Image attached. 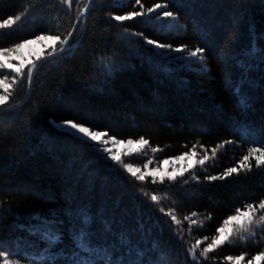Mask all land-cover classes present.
Returning <instances> with one entry per match:
<instances>
[{
    "label": "trees",
    "instance_id": "obj_1",
    "mask_svg": "<svg viewBox=\"0 0 264 264\" xmlns=\"http://www.w3.org/2000/svg\"><path fill=\"white\" fill-rule=\"evenodd\" d=\"M85 3L73 0L69 8L62 0H0V22L10 15L21 16L11 28L0 29V49L39 35L64 39L75 26L70 51L50 56L35 68L26 99V76L14 84L9 78L13 95L5 106L24 100L5 109L6 118L0 120V251L9 253L10 264H52L49 255H56L54 264H66L65 255L74 246L67 231L72 210L87 205L93 214L99 210L113 221L111 233L103 231L99 219L91 229L93 243L108 247L109 256L117 254L113 245L120 247L116 234L126 231L134 244L147 249L142 264H235L226 258L242 254L240 264L249 260L264 264V259H253L264 252V222H258L255 237L226 243L206 258L200 255L236 207L264 199V167H255L254 160L251 172L224 181L204 180L205 175H218L238 164L249 148L264 147V64L257 58L256 67L248 72L243 62L237 67L228 59L250 47L253 31L255 44L264 48V0H141L145 11L159 3L163 6L159 12L178 14L176 22L184 28L171 31L154 23L156 12L115 21L116 15L140 10L135 0H90L82 12ZM198 26L207 29V37H202ZM145 36L174 46L206 47L204 63L210 71L202 72L195 61L183 71L180 61L171 63L170 75L156 71L148 63L153 48L144 42ZM105 64H115L116 71L106 73ZM4 74L0 71V77ZM242 76L248 78L242 91L251 101L243 115L229 89V77L240 80ZM181 79L189 83L182 85ZM51 119H71L93 130H107L118 139L143 136L148 147L122 155L125 163L138 166L184 152L192 158L193 146L196 160L205 149L211 156V149L223 147L204 167L195 165L175 182L160 183L156 178L153 183L151 176L137 181L122 166L114 173L111 162L106 164L89 145L58 132ZM29 129H34L31 136ZM29 144L31 154L25 151ZM193 172L200 183L191 179ZM19 185L32 191H12ZM152 195L157 202L151 201ZM160 208L165 213L174 210L180 225H174ZM192 212L198 213L192 217L198 223L190 227L184 217ZM37 213L64 222L54 225L61 230L59 244L49 246L28 230L38 223L32 219ZM208 214L210 220L205 219ZM123 253L120 247L118 254ZM4 259L0 257V264ZM95 259L97 264H107V257Z\"/></svg>",
    "mask_w": 264,
    "mask_h": 264
},
{
    "label": "snow or ice",
    "instance_id": "obj_2",
    "mask_svg": "<svg viewBox=\"0 0 264 264\" xmlns=\"http://www.w3.org/2000/svg\"><path fill=\"white\" fill-rule=\"evenodd\" d=\"M68 4L69 8L73 4V0H65ZM137 5H140L139 11L129 12L126 15H116L114 17L115 21L123 22L132 20L135 17H144L150 16L152 13L156 12L157 15L155 17L154 23L159 26L161 29L166 30H177L183 29V25H179L177 20V13L172 11H163L159 12L163 6L159 3L155 4L153 7L144 10V6L141 4V0H135ZM79 20V17L77 18ZM21 20L20 15L16 16H8L6 19H3L0 22V29L11 28L18 21ZM198 32H201L202 37L208 36V31L206 28H201L198 26ZM74 31H70L61 39L60 36H44L39 35L36 36L34 40H24L20 43H15L11 47L0 49V56L8 57L11 53L19 54V50L24 48L25 45L42 42L44 40H52L53 44L50 45L51 52L48 53L49 56L57 53L68 52L71 49L70 41L74 38ZM137 35H143L142 33ZM253 42L250 47L241 49L240 51L233 52L229 56V60L233 61L237 67H241V62H243V69H246L248 72H251L256 64L254 61L259 58L260 63L264 64V48H258L255 44V33L253 31ZM264 36V34H261ZM59 41V45L55 42ZM144 42L152 46L153 53L148 58V63L154 67L156 71H163L165 74L170 75L174 69H171L169 65L175 61H180L181 63L178 67L183 71L188 69V64L192 61H195L201 65L202 72H208V69L204 63L206 60V47L196 46L194 48H189L187 44L173 45L172 43H161L156 39L144 37ZM233 44H236V41H232ZM186 53V55H184ZM180 54V55H176ZM242 57H246V60H242ZM157 58V59H154ZM41 59L40 56L37 57V60ZM36 67V62L32 61L31 66L28 67L27 72L25 73V64H12L7 60H0V69H11L12 72L15 73L11 77L12 83L17 82L18 77H25L29 82V85L32 82L33 78V69ZM102 68L106 71V73L111 74L116 71L115 64H105L102 65ZM247 77L242 76L240 80H233L229 77V89L232 94L236 96L239 100V108L241 110V114H245L249 108L251 107L250 97L243 93V83L247 82ZM243 81V82H242ZM189 83L186 79H181L180 84L187 85ZM11 84L9 83V76L5 75L3 79H0V120H4L6 118V111L4 106L7 105L10 97L13 93L10 91ZM202 90V89H201ZM49 123L60 133L65 135L74 141H79L82 144H87L91 147V149L97 153L99 159L106 164L111 162L112 171L114 173H119L120 166L123 167L124 170L131 177L135 178L137 181H145L149 176H151L153 183L156 182V176L159 172V182L164 183L165 180L169 182H175L178 178H183L185 173L189 172V169H193L195 165H199L204 167L206 162L210 159H213L217 155V148L223 147V145H217V148L211 149V156L208 155V150L205 149L204 155L202 158L195 160L194 164H189L187 167L176 169L173 168L172 172H163L160 169H155L150 173L142 172L140 168L133 167L131 163H125L122 159V156L119 152L114 151L109 145H117V144H127L129 147L132 145H138L136 152L146 148L149 146V141L141 136L139 139L129 138L126 141L122 139H118L115 135H110L107 130H93L90 126H86L83 123L75 122L71 119H67L62 121L61 123H57L55 121H49ZM34 132V129H29L28 134L31 136ZM225 143H233V141H225ZM201 147H203L201 145ZM157 148H152L153 152H156ZM25 151L29 154L32 153L33 147L29 144ZM189 152H184L183 155H178L174 159L176 161L185 160L189 157ZM197 152L195 150V146H193V150L191 151V156L195 157ZM255 161V167L261 168L264 167V147H251L248 149L247 154L243 155L238 164L235 166L227 167L218 175H205L204 180L208 183H212L215 181H224L227 180L233 175L239 176L241 173H248L252 171L253 163ZM149 163H151L149 161ZM165 163H169V161H165ZM149 164H145L144 167L148 168ZM139 173V175H138ZM191 179L195 180L197 183H200L199 176L195 175L193 172L191 174ZM184 183H188L187 179H184ZM12 191L19 192L21 194H26L32 191L30 188L19 185L16 188L12 189ZM151 201L157 202L158 198L156 195L151 196ZM243 209V210H242ZM159 211L161 213H165L164 208H160ZM257 213H264V199H261L259 203H244L242 207L235 208V214L228 216L223 220L222 224L216 229V235L212 237L211 243L207 245L203 249V252L200 253L201 256L207 257L208 253L213 251V249L223 246L226 243H232L236 240H247L249 237H255L256 232L255 228L259 226L258 222H264V214L257 216ZM174 225H180L181 221L177 218L175 211L169 209L165 213ZM198 213L192 212L191 217L185 216L184 219L189 221V226L197 225V220L192 219V217H196ZM32 219L37 221V224H34L29 227V231L39 235L43 240L47 241L49 246H54L59 244L62 241L61 230L59 228L54 227V225H63L62 220L58 219H48L47 217H43L40 214H33ZM99 219V222L103 225V231L111 233L112 223L113 221L104 216L102 212L97 210L95 214L91 212V210L87 207V205H81L77 207L75 210H72V216L69 221V228L67 231H70L71 238L74 242L73 248L67 252L65 255L66 264H97L95 257H107V264H142V259L145 255L147 249H141L139 244H134L131 240V237L127 234V232H119L116 234L117 241L120 247L124 248L123 255H119L120 247L113 245V249L115 253L112 256H109V248L106 246L94 244L92 237L94 235L92 229L93 223ZM151 219V216L149 217ZM206 220L211 219V214H208L205 217ZM23 227V226H21ZM141 232L143 233V228L141 227ZM264 230V229H262ZM207 239V237H205ZM201 243L197 241V245ZM156 246V242H153V247ZM3 245L0 244V248ZM193 258H196V248L193 246L191 252ZM9 253L7 251H0V257H5L3 264H10V261L7 259ZM36 255H39L38 253ZM244 255L240 256H228L226 259L229 261H235V264H240L241 261L244 260ZM253 259H264V252L258 254L257 257ZM48 260L54 264L56 260V255H49ZM19 264V262H17ZM148 264H152L151 261ZM248 264H252V260L248 261Z\"/></svg>",
    "mask_w": 264,
    "mask_h": 264
},
{
    "label": "rangeland",
    "instance_id": "obj_3",
    "mask_svg": "<svg viewBox=\"0 0 264 264\" xmlns=\"http://www.w3.org/2000/svg\"><path fill=\"white\" fill-rule=\"evenodd\" d=\"M62 1L65 2V0H62ZM65 4L68 6V4L66 2H65ZM34 39H31V40H34ZM52 44H53L52 40H44L42 42L27 44V45H25L24 48L19 50V54L11 53L8 57L0 56V60H7V61H10L12 64H19V63L23 62L25 64V67H28V66H30L31 62L34 59H36V57L41 56L45 50L51 49V47H49V46ZM0 71H4V73H5L4 75H8L9 78L15 74L14 72H12L11 69H0ZM0 79H3V77H0ZM0 91H2V89H0ZM51 121L61 123L64 120H53V119H51ZM122 140L126 141L127 139H122ZM109 146L114 151L119 152L121 154V156L128 154L130 152H136V149L138 148V145H135V144L132 145L131 147H129L127 144H117V145H111L110 144ZM195 160H196L195 157H192V158L187 157L185 160L176 161L174 159V157H172L170 159H166V160L160 161L158 163L146 162L145 164H149L148 168L144 167L145 164H143V166L133 165V167L140 168L141 171L145 172V173H150L157 168L160 169L161 171L167 173V172H172L174 167L177 170L180 168L187 167V165L192 164V162ZM165 161H169V163H165ZM138 175H139V173H138ZM156 178L159 179V172L157 173Z\"/></svg>",
    "mask_w": 264,
    "mask_h": 264
},
{
    "label": "water",
    "instance_id": "obj_4",
    "mask_svg": "<svg viewBox=\"0 0 264 264\" xmlns=\"http://www.w3.org/2000/svg\"><path fill=\"white\" fill-rule=\"evenodd\" d=\"M89 4H90V0H86V3H85V5H84V7H83L82 12H85V11L88 9ZM83 27H84V21L82 22V28H83ZM73 45H74V43L71 44V47H72ZM49 52H51V51H49ZM49 52L44 53L43 55H41V56H40L41 59H39V60L36 59V61H35V62H36V67H37L38 64L41 63L44 59L50 57V56L48 55ZM58 53H60V52L57 51V53H55V54H58ZM55 54H53V55H55ZM53 55H51V56H53ZM36 67H35V68H36ZM35 68L33 69V72H34ZM30 87H31V84L29 85V82H28V90H27V93H26V96L24 97V99H26V97L28 96L29 91H30ZM24 99H23V100H24ZM23 100H22V101H23ZM22 101H20V102H18V103H15V104H12V105L4 106V109H8V108H11V107H13V106H16V105L20 104Z\"/></svg>",
    "mask_w": 264,
    "mask_h": 264
}]
</instances>
